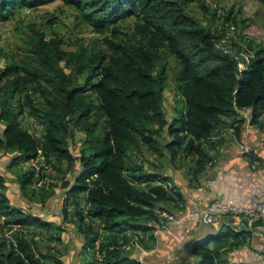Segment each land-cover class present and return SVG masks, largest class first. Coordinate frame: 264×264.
Returning <instances> with one entry per match:
<instances>
[{
    "label": "trees",
    "instance_id": "1",
    "mask_svg": "<svg viewBox=\"0 0 264 264\" xmlns=\"http://www.w3.org/2000/svg\"><path fill=\"white\" fill-rule=\"evenodd\" d=\"M52 1L0 0V20H8L18 6L33 8ZM63 1L98 32H110L105 38L107 46L72 51L63 46L61 36L48 37L38 30L19 61L0 64V152H15L11 165L19 167L42 150L45 162L52 166L47 174L52 173L56 180L50 178L52 183L46 184L45 175L32 166L19 170L21 193L43 204L56 188L67 189L63 214L67 217L71 212L76 218L86 248L98 239L101 230H108L113 234L102 245L104 264H144L129 256L130 251H138V245L123 249L119 235L127 242L138 231H153L160 223L159 213L171 211L169 202L178 207L184 199L175 194L169 177L157 166L156 173L139 165L131 153L145 148L159 157L166 155L172 162L198 156L191 170L196 178L201 176L207 162L217 155L209 153L202 141L217 129L236 124L235 133L240 138L244 120L238 118L237 108L252 107L251 123L260 121L264 113V45L245 59L225 43L223 32L231 26L214 31L188 12L194 0ZM129 17H135L136 22L126 31L118 23ZM162 49L179 63L175 86L184 104L172 120L163 108L168 74L165 65H160ZM242 61L245 66L241 69ZM20 95L40 125H23L19 118L23 106L13 108ZM164 129L169 137L162 143ZM75 132L85 137L78 153L71 147ZM215 145L211 142L210 148ZM71 173L73 182L67 178ZM7 182L0 174V217H6V225L20 227L10 236L0 228V264H64L60 249L43 247L28 234L36 233L31 226L44 223L12 204ZM84 199L87 213L81 208ZM225 224L191 246L190 254L199 255L200 260L185 264H229L210 243L244 234ZM251 225L264 226V222L257 219ZM45 234V239L57 238L53 232ZM247 235L251 236L250 232ZM149 237L151 244L140 238L139 245L152 247L156 236ZM87 264H97V259Z\"/></svg>",
    "mask_w": 264,
    "mask_h": 264
},
{
    "label": "crops",
    "instance_id": "2",
    "mask_svg": "<svg viewBox=\"0 0 264 264\" xmlns=\"http://www.w3.org/2000/svg\"><path fill=\"white\" fill-rule=\"evenodd\" d=\"M263 123H244L241 126L240 139H246L251 145L259 148L264 154ZM223 150L218 152L211 161L207 162L205 170L198 178L193 175L191 167L194 166L196 159L188 157L186 160L178 159L176 162L168 161L162 172L170 179V184L175 194L187 200V207L202 205L213 201L233 197L239 202L248 203L254 196L264 193V168L253 172L250 167V161L243 156L238 147V141L235 137L224 139L222 142ZM211 155V154H210ZM30 162H25V165ZM21 166V165H19ZM162 167V166H161ZM4 175V174H3ZM7 182V194L16 207L22 208L43 221V225L31 226L30 229L36 232L34 238L44 246H53L63 253L61 259L64 264H87L95 259L86 248V238L79 232L78 222L72 217L70 212L67 217L63 214L64 200L66 197L65 188L58 187L51 194L46 203H40L37 200H30L21 193L17 179L11 187L10 179L4 175ZM33 202V203H32ZM168 208L172 212H178L176 202H169ZM71 210V208H69ZM69 210V211H70ZM223 219V218H222ZM220 219L215 224H203L185 219L181 223H173L165 232H157L159 224H156L153 231L143 233L148 244L150 234L156 236V243L150 248L142 245L146 252L140 256L139 251H130L129 256L142 258L144 264H185L187 261L196 260L190 254V248L196 242L213 235L217 231L231 228L237 233H243L240 237H226L219 241H212L210 247H216L222 252L224 259L229 264H237L239 261L244 264H264V226H253L244 221V218L233 219L226 217V220ZM61 227V228H59ZM225 229V228H224ZM53 232L55 240L45 239V233ZM250 232L251 236L247 235ZM45 234V235H44ZM110 231L101 230L98 238L103 242L110 236ZM44 235L43 240L39 236ZM247 237L244 243L240 242ZM200 260V259H199ZM52 264V263H51Z\"/></svg>",
    "mask_w": 264,
    "mask_h": 264
},
{
    "label": "rangeland",
    "instance_id": "3",
    "mask_svg": "<svg viewBox=\"0 0 264 264\" xmlns=\"http://www.w3.org/2000/svg\"><path fill=\"white\" fill-rule=\"evenodd\" d=\"M187 10L214 31L221 29V26H231L223 32L226 36L225 43L228 42L245 59L254 55L258 46L264 45V0H194L188 5ZM135 22V17H129L120 20L118 25L123 26L126 31H131ZM38 30L44 32L48 37L61 36L64 40L63 46L72 51L79 50L80 47H87L89 50H93L94 47L106 48L105 38L111 36L109 31L98 32L93 25L80 15L79 11L64 3L63 0H54L33 8L18 6L11 12L8 20H0V64L3 65L11 60L19 61L22 54L31 46L32 40L36 38L35 33ZM161 51L163 57L160 60V65H165L168 74L163 108L168 118L172 120L178 116V112L182 110L184 104L183 97H180V94L177 93L175 86L179 63L177 58L167 50L162 49ZM158 71L159 68L157 67L156 73ZM33 96L37 98L38 94ZM16 98L20 100L13 102V108L16 110L20 107V104L23 106L24 110L19 116L23 125L28 128L36 123L40 125L38 120L30 113L29 106L24 104L25 98L22 95L16 96ZM161 136L162 143H165L169 137L165 129L161 132ZM73 137L71 147L78 153L82 148L85 137L81 132H75ZM134 152L130 155L134 161H138L139 165L144 164L156 173L158 172L156 166L162 171L170 161L166 155L159 157V155L145 148L142 151L135 150ZM14 153L6 150L0 152V174L12 179L10 180L11 187L16 184L15 179H17L18 171L26 170L31 166L29 163L19 167L17 165L12 166ZM140 156L143 157L142 163L139 161ZM47 167H50V170ZM51 170L50 161H46L41 167V174L45 175H43V179L48 181L46 183L48 185L52 183L53 179L56 180V178H53L52 173H50L51 175L47 174ZM67 178L71 182L75 179L72 173L67 175ZM92 179H95V176H92ZM3 230L5 232L10 231L12 227L10 230L6 228ZM28 234L32 235L33 238L37 236L34 232H28ZM44 235L39 236V238L43 240ZM134 245H139V242L136 240ZM193 256L196 260L200 259L197 254Z\"/></svg>",
    "mask_w": 264,
    "mask_h": 264
},
{
    "label": "built area",
    "instance_id": "4",
    "mask_svg": "<svg viewBox=\"0 0 264 264\" xmlns=\"http://www.w3.org/2000/svg\"><path fill=\"white\" fill-rule=\"evenodd\" d=\"M225 41V39H223ZM219 47H223L225 50L229 51L228 47H224L222 44H218ZM240 68L242 69L245 65L244 62H240ZM237 113L239 114V119H243L244 123H251L253 112L252 107L243 106V108H237ZM259 120L262 121L264 125V115L262 114L259 117ZM243 123V124H244ZM236 125H226L223 126L215 132L211 137L204 139L202 142L204 145H207L209 148V153L215 154L223 150V145L220 141H224L225 137H235L238 141V147L240 152L250 161V167L252 171L258 172V170L264 168V154L261 153L258 147L251 145L245 138L240 139L236 135ZM264 132V127H263ZM264 138V133H263ZM216 143V145L210 148V144ZM198 143V142H196ZM220 143V144H219ZM140 162L143 160V157L140 156ZM31 166L36 168V171L39 172L43 164H45V158L42 154V150L39 151V155L31 160ZM42 182H39V185ZM145 185V182L141 184ZM81 208L86 213L88 212V203L84 199L81 203ZM178 212H171L169 210L161 211L159 213L160 223L157 232H165L170 228L173 223H181L185 219H189L193 222H201L203 224H215L220 219L226 217H240L248 219V223L252 224L255 220L261 219L264 222V193L259 196H254L250 199L248 203L239 202L233 197H227L222 200L213 201L202 205H194L191 208L187 207V200L179 203ZM6 217L2 215L0 217V228L4 227L8 229V226H12V230L6 231L4 234L10 236L12 231L18 229L19 225L8 224L6 225ZM143 232L138 231L134 236L125 242L122 234L119 235L120 243L122 244L123 249L130 250L132 249L140 238H142ZM103 240L98 238L93 244L87 246V250L90 251L94 257L97 259V264H104L105 252L102 251ZM139 255L142 256L146 249L144 250L140 245H138ZM141 261L144 263V260L141 258ZM237 264H244L243 262H238ZM248 264V263H247Z\"/></svg>",
    "mask_w": 264,
    "mask_h": 264
},
{
    "label": "water",
    "instance_id": "5",
    "mask_svg": "<svg viewBox=\"0 0 264 264\" xmlns=\"http://www.w3.org/2000/svg\"><path fill=\"white\" fill-rule=\"evenodd\" d=\"M244 221H245V222H247V221H248V219L246 218V219H244Z\"/></svg>",
    "mask_w": 264,
    "mask_h": 264
}]
</instances>
